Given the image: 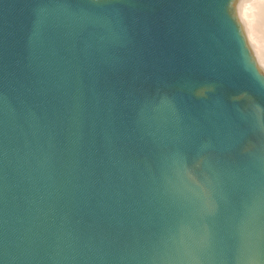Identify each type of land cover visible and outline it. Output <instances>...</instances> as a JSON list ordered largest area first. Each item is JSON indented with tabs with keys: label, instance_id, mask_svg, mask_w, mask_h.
I'll use <instances>...</instances> for the list:
<instances>
[{
	"label": "water",
	"instance_id": "water-1",
	"mask_svg": "<svg viewBox=\"0 0 264 264\" xmlns=\"http://www.w3.org/2000/svg\"><path fill=\"white\" fill-rule=\"evenodd\" d=\"M233 1L0 0V264H264V73ZM178 127L227 186L210 238L164 195L199 191L156 165Z\"/></svg>",
	"mask_w": 264,
	"mask_h": 264
},
{
	"label": "snow or ice",
	"instance_id": "snow-or-ice-1",
	"mask_svg": "<svg viewBox=\"0 0 264 264\" xmlns=\"http://www.w3.org/2000/svg\"><path fill=\"white\" fill-rule=\"evenodd\" d=\"M229 4L230 0H222ZM197 95H205L208 88L205 83L195 80L187 81L184 85ZM264 113V103L256 105ZM261 132L264 133V121H261ZM210 146L195 147L189 132L178 127L177 135L171 140L161 141L160 151L156 157L157 168L161 173L170 170L169 162L177 164L184 177L199 189L195 197H189L175 187L166 188L164 195L170 208L182 217H198L204 222L205 236L210 238L211 226L222 215V209L228 202V190L223 181L216 162L209 156ZM246 223H237L227 234L229 242L250 248L253 243L252 235L246 230Z\"/></svg>",
	"mask_w": 264,
	"mask_h": 264
},
{
	"label": "bare ground",
	"instance_id": "bare-ground-1",
	"mask_svg": "<svg viewBox=\"0 0 264 264\" xmlns=\"http://www.w3.org/2000/svg\"><path fill=\"white\" fill-rule=\"evenodd\" d=\"M232 10L254 61L264 73V0H234Z\"/></svg>",
	"mask_w": 264,
	"mask_h": 264
}]
</instances>
